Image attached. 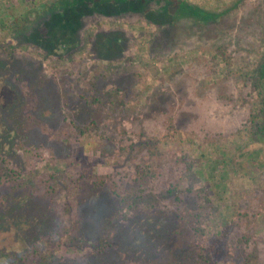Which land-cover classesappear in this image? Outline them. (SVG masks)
Segmentation results:
<instances>
[{
	"label": "rangeland",
	"instance_id": "obj_1",
	"mask_svg": "<svg viewBox=\"0 0 264 264\" xmlns=\"http://www.w3.org/2000/svg\"><path fill=\"white\" fill-rule=\"evenodd\" d=\"M60 1L0 0V264H264V0Z\"/></svg>",
	"mask_w": 264,
	"mask_h": 264
},
{
	"label": "trees",
	"instance_id": "obj_2",
	"mask_svg": "<svg viewBox=\"0 0 264 264\" xmlns=\"http://www.w3.org/2000/svg\"><path fill=\"white\" fill-rule=\"evenodd\" d=\"M103 1H114V2H118V1H126V0H103ZM141 1L142 5H143V9H145L146 7V4L149 3L150 1H157V0H139ZM165 1V4L168 6V1L167 0H163ZM74 0H61L59 3H53L52 6H55V7H58V5H68V4H71L73 3ZM176 4L178 6H180V8L183 10V11H186L188 12V15L185 16V17H182V18H190L192 20H195V18L197 19L198 16H203L204 13L202 11H200L199 9L197 8H193V7H190L189 5L183 3V2H180V1H177ZM167 8V7H166Z\"/></svg>",
	"mask_w": 264,
	"mask_h": 264
}]
</instances>
